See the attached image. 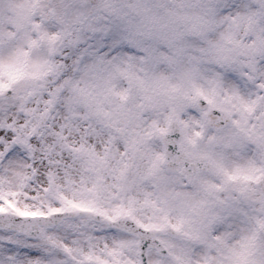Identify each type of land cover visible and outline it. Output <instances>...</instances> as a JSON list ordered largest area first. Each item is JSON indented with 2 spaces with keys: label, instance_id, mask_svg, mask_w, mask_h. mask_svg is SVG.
Segmentation results:
<instances>
[{
  "label": "snow or ice",
  "instance_id": "6c2138e0",
  "mask_svg": "<svg viewBox=\"0 0 264 264\" xmlns=\"http://www.w3.org/2000/svg\"><path fill=\"white\" fill-rule=\"evenodd\" d=\"M0 264H264V0H0Z\"/></svg>",
  "mask_w": 264,
  "mask_h": 264
}]
</instances>
